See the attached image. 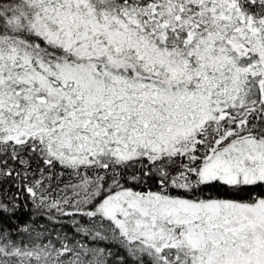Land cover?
I'll return each mask as SVG.
<instances>
[{"label":"snow or ice","instance_id":"obj_1","mask_svg":"<svg viewBox=\"0 0 264 264\" xmlns=\"http://www.w3.org/2000/svg\"><path fill=\"white\" fill-rule=\"evenodd\" d=\"M0 264H264V0H0Z\"/></svg>","mask_w":264,"mask_h":264}]
</instances>
